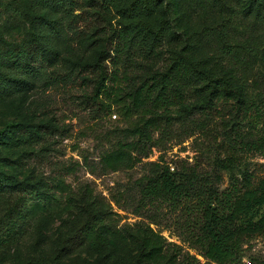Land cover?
<instances>
[{
  "label": "rangeland",
  "instance_id": "1",
  "mask_svg": "<svg viewBox=\"0 0 264 264\" xmlns=\"http://www.w3.org/2000/svg\"><path fill=\"white\" fill-rule=\"evenodd\" d=\"M0 3L19 5L18 0ZM40 14L48 21L60 17L48 9ZM136 22L97 11L91 26L80 24L87 30V45L76 40L68 47L67 41L53 40L59 67L74 71L71 81L34 84L29 91L0 99V130L22 123L35 133L22 146L0 140V171L5 174L0 177V225L18 232L0 248V264L54 257L63 245L66 263L137 264L141 224H151L167 239L175 264H216L202 256L195 242L204 222L197 197L151 203L143 189L166 167L197 173L196 186L205 192H222L247 175L255 181L264 177V144L261 151L244 154L234 149L241 141L264 138V0H163L149 19L158 34L150 52L142 47L115 52L119 31ZM0 37L6 47L39 35L26 17L2 7ZM241 51L253 61L246 72L235 64L234 55ZM178 58L199 63L213 79H221V92L246 85L245 95L256 101L260 115L254 108L248 114L235 108V102L222 105L224 100H215L207 82L195 84L182 103L160 111L162 116L148 129L151 142L144 153L135 154L132 166L107 169L103 156L120 143L136 142L135 129L152 117L136 110L129 95L165 74ZM103 77L108 93L97 98ZM231 154L241 155L238 164L222 169ZM62 181L67 193L58 186ZM93 214L117 231L108 237L113 252L92 250L87 243L65 246ZM263 263L264 234L246 238L237 259L227 264Z\"/></svg>",
  "mask_w": 264,
  "mask_h": 264
},
{
  "label": "trees",
  "instance_id": "2",
  "mask_svg": "<svg viewBox=\"0 0 264 264\" xmlns=\"http://www.w3.org/2000/svg\"><path fill=\"white\" fill-rule=\"evenodd\" d=\"M162 1L18 0L19 5L14 8L0 3V8L11 9L20 16L26 17L39 35L36 40L6 47L0 39V99L6 100L29 91L34 84L43 83L47 86L71 81L74 71H65L59 67V54L53 40L58 38L67 41L68 47L71 46V41L76 40L82 46L87 45L88 41L84 36L87 30L81 29L80 24L86 27L91 26L97 11L104 14L116 13L131 21L137 20L136 23H131L119 31L115 52L122 54L134 47H142L149 53L151 45L158 39V34L152 29L149 19ZM43 9L56 12L60 15L59 19L48 21L44 15L40 14ZM91 9L94 11L91 12ZM234 58L235 64H240L245 68L243 72L253 65L251 57L245 51L234 55ZM243 75L246 76V73ZM105 80L103 77L97 83V98L100 94L107 95L108 93ZM242 80L246 83V78L243 77ZM206 82L211 87L210 94L214 95L217 102L224 100L222 105L235 102V108L245 110L247 114L251 113L254 108L256 115H260L256 101L252 98L247 99L245 95L246 85L236 90L225 86L226 91L221 92V79H213L200 69L199 63L178 58L165 74L154 77L152 83L144 82L129 95L136 110H141L152 117L147 119L143 126L135 129L134 134L139 138L136 142L120 143L115 149L107 152L102 158L103 165L112 171L132 166L137 160L135 154L144 153L146 143L151 142L152 138L148 129L154 126L162 116L163 113L160 111L167 110L177 102L182 103L186 95L191 92L193 85ZM198 92V90L195 91V93ZM242 96L244 99H241ZM120 101V98L116 99V102ZM99 102L104 104L102 101ZM34 134L32 126L11 123L0 130V140H7L22 146L32 142ZM263 144L264 138L262 137L259 141H241L240 145L234 149L238 148L241 154H244L261 151ZM237 156L241 157L238 154L236 156L231 154L221 163L222 169L228 170L238 164ZM3 175L5 174L0 171V177ZM198 181L199 177L193 171L174 173L166 167L154 182L143 189V197L151 203L158 200L178 202L181 199L197 197L203 211L204 222L199 229V235L195 236V242L202 248V256L216 264L233 262L242 251L246 238L264 234V213H260L264 208V177L255 181L247 175L242 183L232 181L222 192L213 189L205 192L196 186ZM62 184L59 183L58 186H61L63 192L67 193V186L64 187L63 181ZM17 234L14 227L0 225V248L11 244L17 238ZM117 234V231L104 223L98 215L93 214L83 227L65 240V246L74 247L87 243L92 250L106 249L113 252L108 237ZM120 237L121 240H127L125 235H120ZM136 238L140 241L141 247L137 264H175L173 255H169L166 250L167 239L151 224L139 225ZM66 251L63 245L54 257L31 259L24 264H76L66 263L63 260ZM110 254L112 257V253ZM193 259L199 263L196 257Z\"/></svg>",
  "mask_w": 264,
  "mask_h": 264
}]
</instances>
